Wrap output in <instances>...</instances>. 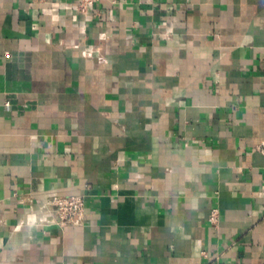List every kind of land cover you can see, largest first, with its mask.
<instances>
[{"label":"crops","instance_id":"1","mask_svg":"<svg viewBox=\"0 0 264 264\" xmlns=\"http://www.w3.org/2000/svg\"><path fill=\"white\" fill-rule=\"evenodd\" d=\"M78 5L0 0V264H264V0Z\"/></svg>","mask_w":264,"mask_h":264},{"label":"built area","instance_id":"2","mask_svg":"<svg viewBox=\"0 0 264 264\" xmlns=\"http://www.w3.org/2000/svg\"><path fill=\"white\" fill-rule=\"evenodd\" d=\"M101 0H79L78 11L86 14L95 8ZM86 196H53L45 201L41 207L43 209H50L54 212L56 217V224L61 228L69 225L79 226L83 223L86 211ZM219 220V212L217 209L213 210L209 221L213 225H217Z\"/></svg>","mask_w":264,"mask_h":264}]
</instances>
